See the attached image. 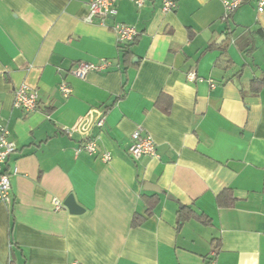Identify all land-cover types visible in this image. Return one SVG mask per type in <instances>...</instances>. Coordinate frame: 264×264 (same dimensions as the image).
Instances as JSON below:
<instances>
[{
	"label": "crops",
	"instance_id": "1",
	"mask_svg": "<svg viewBox=\"0 0 264 264\" xmlns=\"http://www.w3.org/2000/svg\"><path fill=\"white\" fill-rule=\"evenodd\" d=\"M90 1L0 0V126L16 146L3 167L10 195L0 202V264H264L257 0L227 21L224 0H173L169 12L164 0L140 8L118 0L113 19L87 23ZM114 23L134 26L135 41L118 44ZM101 60L105 70L74 74ZM190 71L197 80H187ZM22 84L38 94L31 112L14 106ZM101 114L103 126L87 129L90 154L80 133L64 130ZM137 129L156 157L129 156ZM224 189L230 208L216 204ZM69 195L80 214L64 207ZM180 206L210 224L178 223Z\"/></svg>",
	"mask_w": 264,
	"mask_h": 264
},
{
	"label": "built area",
	"instance_id": "2",
	"mask_svg": "<svg viewBox=\"0 0 264 264\" xmlns=\"http://www.w3.org/2000/svg\"><path fill=\"white\" fill-rule=\"evenodd\" d=\"M117 1L118 0H91L88 3L87 15L85 16L84 21L87 23H92L94 20H99L101 23H103L108 19H113L117 14ZM132 1L138 8H140L144 2V0ZM246 1L247 0H224L223 15L221 20L227 21L235 12V10ZM175 7V1L164 0L162 11L169 12ZM256 11L258 13L264 12V0H257ZM111 29L116 36L117 43L120 45L130 44L138 36L137 29L132 25L114 23L112 24ZM108 66V62L105 60H101L98 63H81L77 66L74 74L79 78H84L88 73L103 71ZM187 80L189 82L197 80L194 71L187 73ZM59 90L63 97H67L70 94V88L65 83L60 84ZM37 100V91L24 84L20 85L14 90V106L17 108H22L26 112L35 110ZM104 119V114H101L91 121L86 120L80 125L78 124L73 128L65 129L64 132L67 134H71L74 131L80 133L83 138H85L84 144L80 149L92 154L96 150V144L94 140L89 138L87 129L90 125L101 128L103 126ZM15 149V143L8 138L7 129L4 126H0V202L3 203L8 202L10 195L9 178L5 174L3 167ZM127 152L133 160H137L142 156L156 157V146L151 136L141 135V131L137 129L130 135V142ZM101 158L104 162H108L111 157L109 153H104Z\"/></svg>",
	"mask_w": 264,
	"mask_h": 264
},
{
	"label": "trees",
	"instance_id": "3",
	"mask_svg": "<svg viewBox=\"0 0 264 264\" xmlns=\"http://www.w3.org/2000/svg\"><path fill=\"white\" fill-rule=\"evenodd\" d=\"M123 53H124V56L128 57L131 54L130 46H127L125 49H123ZM252 83H253V91L258 92L264 86V78L257 79L253 81ZM215 200H216L217 206L220 208H230L233 206L234 201H235L233 197V192L230 189H224L223 191H221L216 196ZM151 213H152V207L149 206L146 209V215L149 216L151 215ZM177 217L179 219L178 223L180 224L190 219H194L203 225L210 224V220L207 217H204L203 215L195 214L191 209H189L186 206H180V208L177 211Z\"/></svg>",
	"mask_w": 264,
	"mask_h": 264
},
{
	"label": "water",
	"instance_id": "4",
	"mask_svg": "<svg viewBox=\"0 0 264 264\" xmlns=\"http://www.w3.org/2000/svg\"><path fill=\"white\" fill-rule=\"evenodd\" d=\"M220 39H223L220 38ZM145 189L147 190H151V191H154V192H160L161 190L157 188V186L153 185V184H145ZM169 200H173V197L171 196H168L167 197ZM64 207L67 208V210L71 213V214H80L83 210L80 206H78L73 198L72 195H69L64 203H63Z\"/></svg>",
	"mask_w": 264,
	"mask_h": 264
}]
</instances>
